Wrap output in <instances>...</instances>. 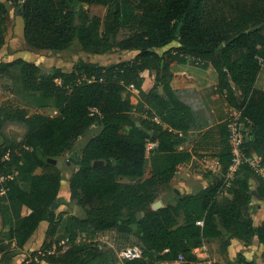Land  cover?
<instances>
[{
    "label": "trees",
    "instance_id": "1",
    "mask_svg": "<svg viewBox=\"0 0 264 264\" xmlns=\"http://www.w3.org/2000/svg\"><path fill=\"white\" fill-rule=\"evenodd\" d=\"M7 1L18 8L24 39L33 48L63 51L77 42L88 53L104 54L116 46L137 55L132 61L110 65L82 62L70 71L60 67L45 71L23 58L0 60V74L19 67L22 89L52 100L57 111L54 116H29L23 109H0V137L4 139L7 123L22 122L28 131L20 144L32 150L21 153L6 145V139L0 144V178H5L0 180V192L5 189L0 195L4 223L0 238L17 247L6 251L0 264H12L42 222H48V228L40 251L56 246L55 250L45 255L34 252L20 264H39L37 259L49 264L114 262L98 241L79 240V233L90 227L135 234L144 248L143 264L175 261L179 255L188 263H197L195 249L225 232L229 238L257 237L264 244V222L251 217L249 206L254 195L264 197V180L258 176L254 193L249 174L255 173L248 167L230 189V197L219 195L221 183L216 177L196 194H177L175 203L152 207L176 177L178 166L192 157L179 146L184 141L180 134L189 130L193 114L167 81L174 75L170 65L187 63V56L201 58L204 68L213 65L220 93L231 106L242 109L244 119L253 122L248 146L264 163V91L256 90L261 72L257 56H264V0H137L139 11L132 21L130 0ZM91 5L107 7L104 20L90 15L85 6ZM8 22L9 10L0 0V50L6 43ZM127 23L130 34L116 41ZM175 43V50H167ZM160 69H165L159 78L162 84L146 93L152 112L138 124L128 87L134 84L141 92L142 73ZM93 108L97 110L94 116ZM155 116L167 126L154 121ZM95 123L98 132L82 148L75 147L76 140ZM220 127L225 146L219 162L225 171L231 152L227 125ZM149 139L159 146L147 156ZM74 151L78 157L73 159L78 161L69 180L70 199L84 210V216H70L65 234L58 235L63 215L51 207L59 203L62 174H38L36 170L53 164L49 159ZM122 178L134 182H122ZM238 261L256 264L242 254Z\"/></svg>",
    "mask_w": 264,
    "mask_h": 264
},
{
    "label": "rangeland",
    "instance_id": "2",
    "mask_svg": "<svg viewBox=\"0 0 264 264\" xmlns=\"http://www.w3.org/2000/svg\"><path fill=\"white\" fill-rule=\"evenodd\" d=\"M1 1L7 5L9 10L6 43L0 50L1 60L13 59L16 55L22 54L23 59L26 57L25 59L27 61L36 63L45 71H50L53 67H60L65 71H70L74 67L80 65L82 62H93L100 65H110L120 61H132L137 55V52L135 51L119 50L116 46L111 52H106L104 54L88 53L83 51L80 44L77 42L63 51L41 50L33 48L28 45L24 39V23L20 22L21 15L19 14L18 8L7 0ZM129 4V21H132L133 15L138 13L139 8L137 6V0H130ZM85 8L89 9L91 16L96 15L101 17L102 20L105 19L107 7L101 5H91L89 7L85 6ZM130 24L127 23L124 25V27H122L116 41H119L130 34ZM176 46L177 44L175 43L171 47H168L167 50H175ZM160 53L164 54L165 50L160 51ZM188 62L191 66L203 68L201 63H196L193 59H190ZM210 66L213 67L211 64ZM169 69H171V72H173L174 75L167 79V81H169L171 85L173 83V90L178 96V72H174L178 71V64L172 63ZM213 69L215 70L214 67ZM262 71L264 72V70ZM164 72L165 69H160L159 72L156 70L144 71L142 73L144 78L143 90L141 92L137 89L129 90L127 96L132 98L136 105L132 112L133 119L136 121V123L140 124L147 117H150L149 115L152 110L147 100L146 93L151 87L162 84L159 78ZM216 90L219 91L218 86H216ZM219 95L220 97L217 98L216 102L214 103V110L211 114V118L210 116L206 118L209 122L208 128L206 129V126L203 123L194 121L190 126L189 131L191 132L183 133L182 137L184 139L185 148L190 149L197 157V159H194L193 163L191 164V170L193 171V174L189 176L186 175V179H184L185 181H183V183L187 184V182L190 180V183H194V185H196L195 183H197V185H203L204 182H209L210 179L213 180L216 175H218V177L220 176L219 170L216 172L205 166V159H207V157L210 158L218 155L224 148L225 143L223 141L220 125L222 123H227L234 111L238 110L239 108L231 106L223 94L219 93ZM0 109H23L27 111L29 116H33L38 113L49 116L56 115L54 110V102L52 100L45 99L41 94L25 92L22 89L19 67H14L10 69L9 72L0 74ZM152 119L154 120V117ZM159 121L164 126H167L161 117H159ZM194 129L200 131L198 136L194 135V132H192ZM98 130V127H90L82 138H78L76 140L75 147L82 148L85 143L93 136V134L98 132ZM3 131L5 137L4 139L3 137H0V144L4 143V140L6 139V145L20 151L21 153H24V150L22 149L25 148L24 146H21L20 143L23 141L28 131L26 124L22 122H9L4 126ZM25 151L32 150L25 149ZM76 157H78L77 151H74V154H63L61 156L54 157L56 160L55 163L51 165L40 166L36 170V173L38 174H49L57 171H60L62 174V189L60 192L59 203L57 204L56 208L60 213H62L63 219L58 229V235L65 234V227L70 216H84V210L80 208L75 201L70 199L69 192L70 177L77 169V165L75 166V163L73 162V158ZM248 172L251 173L250 171ZM249 175L251 177L258 178V175L256 174L251 173ZM187 178L189 179L187 180ZM121 181L134 182V180L128 178H122ZM19 182L23 187H26L21 178H19ZM179 186L184 187L182 183H178V173H176V177L171 181L170 186L157 200L164 199V204H167L168 201L175 203V197L177 193L174 190L178 189ZM27 212L28 209L24 208L23 213L27 214ZM42 227L43 226H41L39 232H41ZM85 239L98 241L101 245V248L109 253L110 257L115 260V264L118 262H121L122 264H129L125 260L121 259V251L129 246L141 244L140 240L135 236V234H124L121 232H114L113 230L96 231L92 227L79 233V240ZM4 249H16L15 243L0 238V252H2ZM41 249L42 247L34 250L33 252L30 250L26 252L24 251V248L18 250V254L12 259V264H20L26 258L32 257L34 252L38 253ZM36 261L39 264H44L46 262L45 260L40 261L39 259ZM104 264H113V262L111 260H107ZM137 264L143 263L140 261Z\"/></svg>",
    "mask_w": 264,
    "mask_h": 264
},
{
    "label": "crops",
    "instance_id": "3",
    "mask_svg": "<svg viewBox=\"0 0 264 264\" xmlns=\"http://www.w3.org/2000/svg\"><path fill=\"white\" fill-rule=\"evenodd\" d=\"M20 22H23L22 18ZM17 58H23L22 54L16 55L13 59L2 60L10 61ZM177 64L178 71L174 72H178V98L190 106L191 112L193 114L191 124L194 121H198L199 123H203L207 129L209 126V122L206 118L209 116L211 118V114L214 110V103L216 102V99L220 97V92L216 90V86H218V74L216 70H214L210 65L207 68H200L191 66L189 62ZM262 72L263 71L260 72L256 82V90L260 92L264 91V72ZM189 130L185 133L191 132ZM192 132H194V135L198 136L200 131L194 129L192 130ZM180 135L183 136V132H181ZM179 148L190 151L192 153V157L189 161L182 163L184 169L183 172L178 175V183H182L184 187H178V195H193L199 192L201 189L206 188L209 185V182H204L203 185H197V183H195L196 185H194V183H190V180L187 182V184L183 183V181H185L184 179H186L185 173H188L189 175L193 174V171L191 170V164L193 163L194 159H197V157L190 149L185 148L184 141L179 146ZM205 163V166L210 168L211 170L216 172H218V170L220 171V176H215V178L218 177V179L220 180L222 166L219 162V154L215 155L214 157H207V159H205ZM188 179L189 178H187V180ZM258 186L259 182L257 178L250 176V187L251 190L254 191V193L256 192ZM227 196H231L230 192ZM160 200L163 203V207H165L167 204H164V199ZM251 202L254 205L252 208H250L251 217L257 220L259 223L264 222V197L254 195ZM180 221L181 223H183V217L180 218ZM3 224L4 223L2 216H0V231L3 229ZM41 226L43 227L41 229V232H39ZM47 228L48 222H42L39 228L30 238L28 243L25 245L24 251L27 252L30 250L31 252H33L34 250L41 248L46 238ZM8 250L15 249L2 250V252H0V259H2L4 253ZM195 253L199 260L197 263H188L186 261L178 259L175 261L158 260L154 264H202L206 259H212L221 264H240L238 261L239 254L244 255L248 261H254L256 264H264V244L260 242L257 237L249 240L229 238L226 232L224 236L220 238L206 240L202 247L195 249ZM44 264L49 263L45 262ZM113 264H115V262H113ZM116 264L122 263L118 262Z\"/></svg>",
    "mask_w": 264,
    "mask_h": 264
},
{
    "label": "built area",
    "instance_id": "4",
    "mask_svg": "<svg viewBox=\"0 0 264 264\" xmlns=\"http://www.w3.org/2000/svg\"><path fill=\"white\" fill-rule=\"evenodd\" d=\"M187 58L193 59L196 63H202L201 58L190 57ZM258 63L261 67V71L264 70V56H257ZM94 79L89 80L92 82ZM129 90H136L134 84L129 85ZM97 110L93 108L91 110V115L94 116ZM57 114V111H55ZM154 121L160 122L159 117L155 116ZM97 123L93 125L95 127ZM227 125V141L231 152L230 163L228 168L223 171L221 170V178H220V196L229 195L230 189L235 186V181L239 179L244 174L245 167H248L251 171H253L256 175L264 180V163L263 159L260 155L256 154L253 149H250L248 146V139L251 136V128L253 126V122L250 119H244L242 115V109L235 110L232 114L229 121L226 123ZM82 138V136L80 137ZM159 146L158 141L149 139L146 144V155L149 156L150 153L155 150ZM183 166L180 164L178 166V175L183 172ZM18 173L15 172L14 176ZM185 175L189 176L188 173ZM12 178V176H10ZM0 180L3 182L5 180L4 177H1ZM5 189L1 188L0 194H4ZM254 205L250 202V208ZM56 246L53 247L52 250H47L44 252L39 251L42 255L50 254L55 250ZM120 257L122 260H125L129 264H135V262L141 261L144 259V248L142 245H132L121 251ZM179 260L185 261L182 255H179ZM150 264V263H146ZM202 264H221L212 259H206Z\"/></svg>",
    "mask_w": 264,
    "mask_h": 264
},
{
    "label": "water",
    "instance_id": "5",
    "mask_svg": "<svg viewBox=\"0 0 264 264\" xmlns=\"http://www.w3.org/2000/svg\"><path fill=\"white\" fill-rule=\"evenodd\" d=\"M180 28H181V27H180ZM231 41H232V40H231ZM231 41L227 42L226 45H228ZM137 125H138V124H137ZM49 161L52 162V163H55V162H56L55 159H49ZM77 161H78L77 159H73V162H74V163H77ZM99 163H101V162H99ZM96 164H98V163L96 162L95 165H96ZM175 192L178 194V193H179L178 189H175ZM57 204H58V203L55 202V203L52 205L51 209L54 210V209L56 208ZM152 207H153L154 209L162 208V207H163V203H162L161 200H157V201H155V202L153 203Z\"/></svg>",
    "mask_w": 264,
    "mask_h": 264
}]
</instances>
